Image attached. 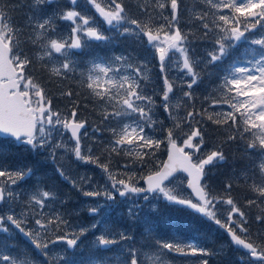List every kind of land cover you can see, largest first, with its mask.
Segmentation results:
<instances>
[{
  "label": "snow or ice",
  "instance_id": "snow-or-ice-1",
  "mask_svg": "<svg viewBox=\"0 0 264 264\" xmlns=\"http://www.w3.org/2000/svg\"><path fill=\"white\" fill-rule=\"evenodd\" d=\"M85 2L92 14L79 0H0V145L24 153L12 160L0 148V264H84L76 253L89 233L94 252L116 250L115 264H174L169 254L210 264L227 251L196 238H161V209L222 231L229 247L242 250L240 264H264V228H252L264 226V0H200L187 29L182 0L140 5V17L125 0ZM19 8L27 9L22 25L12 15ZM126 37L134 49L82 56ZM197 40L208 45L203 56L196 55ZM242 43L244 56L225 64ZM217 65L223 67L209 71ZM45 74L68 83L63 109L54 106ZM205 75L217 82L201 98L194 88ZM81 97L95 120L81 118L89 107ZM210 126L220 138L205 152ZM233 145L251 163L217 191L209 169L226 162ZM29 157L88 202L66 207L71 194L61 198L37 178ZM118 157L123 164L114 163ZM77 164L98 168L103 183ZM241 181L254 194L244 204L257 209L254 220L231 194ZM82 212L92 222L83 223ZM16 233L30 248L16 251L6 242Z\"/></svg>",
  "mask_w": 264,
  "mask_h": 264
},
{
  "label": "trees",
  "instance_id": "trees-1",
  "mask_svg": "<svg viewBox=\"0 0 264 264\" xmlns=\"http://www.w3.org/2000/svg\"><path fill=\"white\" fill-rule=\"evenodd\" d=\"M62 2L66 3V0H62ZM79 3L81 9L88 11L92 14L93 10L90 9V6L86 4L85 0H79ZM152 3L153 0H125V4L129 10V13L137 17L143 15L142 13H140L138 6L145 4L151 6ZM199 3L200 0H182L181 15L184 18L183 26L186 29L189 26V21L195 15V11H190V9L198 10ZM13 14L16 18H14L15 23L22 25L25 22V20L21 19L22 13L19 9H17ZM97 19L99 20V18ZM101 27H104L102 21ZM196 35L198 36L199 33H196ZM194 47L196 49V55L203 56V49L208 47V45L197 40L194 43ZM134 48L135 42L131 38L126 37L123 41H121L120 44L117 45H112L108 47L94 45L91 50L84 52L82 56L86 59L89 55L104 56L111 54V52L113 51L119 53L127 49ZM246 48V44H240L239 47L235 48L232 51L231 55L228 58V61H225V64L230 62L232 59L243 57ZM222 67L223 65H217L215 69H209V71L218 72ZM152 72L154 76H159L158 69L153 68ZM43 80L44 86L48 91V94L53 97V104L55 107L63 109L66 105L70 103L67 98L61 97L60 95L61 91L66 90L67 87H69L67 82L61 83L55 78L49 79L46 74L43 76ZM157 82L159 83V80ZM216 82L217 80L215 75H213L212 77L205 75L202 82L194 88L196 95L200 96L201 98L203 96L208 95V93L211 91ZM71 86L74 90H78L75 84ZM177 95L179 96L180 93L177 92ZM81 102L89 104L88 109H81V118L87 117L89 121L95 120L96 114L91 111V102L85 101L83 97H81ZM197 105L199 106V101H197ZM159 118L165 120V126H168L169 122L167 121L166 114L163 113L162 109L159 110ZM90 130L91 129L89 127V131ZM207 132L208 134L206 136V140L208 143V147L205 148V152L208 151L214 145L215 141L218 138H220V132L216 130L214 126H210ZM104 138H107V134H105ZM0 148H2L12 160L22 158L24 155L21 149L17 148L15 145L12 144L5 143L3 145H0ZM165 154L166 153L162 154L160 158L164 159ZM226 154L228 155L227 161L222 164H218L215 168H210L207 177L208 182L217 191L223 188L224 183L229 179L230 176H232L234 169L236 170L237 174H239L242 169H244L251 163V161H247L240 158L239 152L236 151L235 145H233L231 149L226 148ZM29 161L37 167V178L46 181L50 186L57 189L61 198H63L65 193L71 194L72 200L69 201L66 207L70 209L78 208L82 204L88 202L89 198L80 197L79 194L76 193L74 190L70 189V187L66 183L60 181L59 179L53 178L52 169L50 167H46L43 162L38 161L35 157H29ZM116 162L123 164L124 160L123 158L118 157L115 159L114 163ZM77 171H87L91 173L96 180H99L101 183H103L102 173L98 168L93 165L81 166L77 164ZM231 194L236 199L238 204H240V206L244 208V211L250 213V219L254 220L255 214H257V209L253 208L250 210L244 207L246 200L254 198V194L249 191L248 184L241 181L239 183V186L234 185ZM147 212L148 210L145 209V213ZM81 219L83 223H90V221L92 220V218L89 217L86 212L81 213ZM158 219L160 221V230L158 232V235L161 238L170 239L174 235H180L183 236L185 240L196 238L201 244L214 249L219 247L227 248V251L222 253L221 255L210 258V264H240L238 257L242 255V251L229 247L225 243L226 237L222 231L217 230L214 227L198 228L196 223L191 218L187 216L178 217L175 213L170 212L166 209H161V213ZM252 228L253 231H255L257 228H264V226L256 225L255 223H253ZM3 239L4 236H0V240ZM6 242L14 243L16 245V251H21L25 248H30V245H28L27 242L18 233L13 236H8ZM90 242L91 239L89 233L86 237L82 238V250H80L79 248L77 250L76 259L78 261H83L84 264H88L89 261L99 258L101 256H111L113 264H115V258L117 255L115 249H113L112 252H94L90 249ZM58 246L61 247L60 245H57V249L59 248ZM168 258L174 261V264H196V258L183 257L178 254H169Z\"/></svg>",
  "mask_w": 264,
  "mask_h": 264
},
{
  "label": "flooded vegetation",
  "instance_id": "flooded-vegetation-1",
  "mask_svg": "<svg viewBox=\"0 0 264 264\" xmlns=\"http://www.w3.org/2000/svg\"><path fill=\"white\" fill-rule=\"evenodd\" d=\"M10 2L11 3H16L17 2V0H10ZM19 10L21 11V13H22V17H21V19L22 20H25V13H26V11H27V9L26 8H19ZM13 15V20H14V14H12ZM16 19V18H15Z\"/></svg>",
  "mask_w": 264,
  "mask_h": 264
},
{
  "label": "rangeland",
  "instance_id": "rangeland-1",
  "mask_svg": "<svg viewBox=\"0 0 264 264\" xmlns=\"http://www.w3.org/2000/svg\"><path fill=\"white\" fill-rule=\"evenodd\" d=\"M90 222H92V220L90 221ZM93 235H94V233H90V238H91V240L93 239ZM59 247V246H58ZM60 248V247H59ZM58 248V249H59Z\"/></svg>",
  "mask_w": 264,
  "mask_h": 264
},
{
  "label": "water",
  "instance_id": "water-1",
  "mask_svg": "<svg viewBox=\"0 0 264 264\" xmlns=\"http://www.w3.org/2000/svg\"><path fill=\"white\" fill-rule=\"evenodd\" d=\"M164 158H166V155H165V157ZM23 238V237H22Z\"/></svg>",
  "mask_w": 264,
  "mask_h": 264
},
{
  "label": "bare ground",
  "instance_id": "bare-ground-1",
  "mask_svg": "<svg viewBox=\"0 0 264 264\" xmlns=\"http://www.w3.org/2000/svg\"><path fill=\"white\" fill-rule=\"evenodd\" d=\"M66 192V191H65Z\"/></svg>",
  "mask_w": 264,
  "mask_h": 264
}]
</instances>
